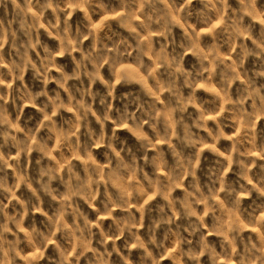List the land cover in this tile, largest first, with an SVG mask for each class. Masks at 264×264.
<instances>
[{"label": "clouds", "instance_id": "9594fccd", "mask_svg": "<svg viewBox=\"0 0 264 264\" xmlns=\"http://www.w3.org/2000/svg\"><path fill=\"white\" fill-rule=\"evenodd\" d=\"M261 121L264 0H0V264H264Z\"/></svg>", "mask_w": 264, "mask_h": 264}, {"label": "rangeland", "instance_id": "374dc122", "mask_svg": "<svg viewBox=\"0 0 264 264\" xmlns=\"http://www.w3.org/2000/svg\"><path fill=\"white\" fill-rule=\"evenodd\" d=\"M73 19H75V17H73ZM105 19H108V18L106 17ZM101 23H102V22H101ZM206 31H208V30H206ZM58 59H59V58H58ZM125 67H126V69H127L130 73H131V72H134V68H133L131 65H128V66H125ZM50 87H51V85H50ZM200 87H201V89H203V88H205V87H208V85H206V84H201ZM26 111H27V110H26ZM260 123H261V125H264V121H261ZM210 239H211V237H210ZM164 264H167V261H165Z\"/></svg>", "mask_w": 264, "mask_h": 264}]
</instances>
